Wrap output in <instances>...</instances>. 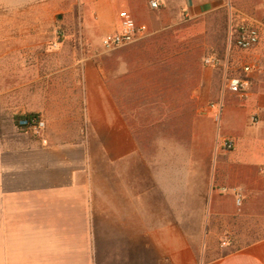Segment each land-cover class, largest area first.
Returning <instances> with one entry per match:
<instances>
[{"label": "crops", "instance_id": "obj_1", "mask_svg": "<svg viewBox=\"0 0 264 264\" xmlns=\"http://www.w3.org/2000/svg\"><path fill=\"white\" fill-rule=\"evenodd\" d=\"M150 1L97 0L94 15L104 18L99 28L111 24L115 32L126 11L154 34L172 0H159L158 9ZM177 1L179 16L196 19L225 0ZM260 32L255 48L233 49L229 73L251 67L245 97L222 95L225 70L219 90L218 69H208L196 92L201 110L188 151L181 153L144 152L107 84L111 71L101 64L93 65L96 75L76 69L77 80L56 60L50 74L38 63L0 81V124L5 115V127L24 132L18 115L38 113L46 121L42 136L0 140V264H264V236L207 261L191 244L222 224H264ZM210 95L223 96L222 132L214 113L204 112L219 100L207 103ZM223 138L233 139L232 150L222 147Z\"/></svg>", "mask_w": 264, "mask_h": 264}, {"label": "rangeland", "instance_id": "obj_2", "mask_svg": "<svg viewBox=\"0 0 264 264\" xmlns=\"http://www.w3.org/2000/svg\"><path fill=\"white\" fill-rule=\"evenodd\" d=\"M96 1L0 0V81L20 76L24 67L38 63H44V73L50 74L58 69L56 60H62V67H68L71 79L77 80L73 78L76 69L90 68L96 75L93 65L101 64L107 73L111 71L107 84L144 152L187 150L201 110L196 92L210 68L205 58L217 55L230 68L236 55L227 44L241 24L264 30V0H225L222 7L196 19L179 16V3L172 0L170 8L163 10L156 33L112 51H106L101 40L115 26L99 28L105 22L94 15ZM82 61L85 64L77 66ZM217 69L213 83L220 90L224 68ZM221 90L223 95V86ZM217 99L210 95L206 101ZM3 120L0 126L5 127L9 120L5 115ZM217 124L222 132V116ZM44 132L36 135L7 126L0 128V140L25 142L27 136L39 137ZM213 233L191 243L202 261L264 236V224H222Z\"/></svg>", "mask_w": 264, "mask_h": 264}, {"label": "built area", "instance_id": "obj_3", "mask_svg": "<svg viewBox=\"0 0 264 264\" xmlns=\"http://www.w3.org/2000/svg\"><path fill=\"white\" fill-rule=\"evenodd\" d=\"M189 1V0H185ZM161 6L159 0H151L150 7L158 9ZM120 27L118 31L102 37L101 45L106 51L116 50L121 47L128 46L135 43L148 35V27L146 25L138 24L132 16L123 11L120 13ZM260 28L255 25L241 24L235 29L231 39L228 43V51L237 49L241 51H248L255 48L260 42ZM204 63L212 68H224L223 76V95L226 92L245 97L248 89V80L246 75L251 72V67L245 65L242 67L240 75H232L229 73V67L225 60H222L217 55H210L205 58ZM224 108L223 96L217 102L210 103L205 113H214L216 121H220ZM18 128L25 129L24 132H33L36 135L42 134L46 128V121L39 115L20 120ZM221 145L226 150H232L235 146L233 139L223 138ZM240 200H238L239 202Z\"/></svg>", "mask_w": 264, "mask_h": 264}, {"label": "trees", "instance_id": "obj_4", "mask_svg": "<svg viewBox=\"0 0 264 264\" xmlns=\"http://www.w3.org/2000/svg\"><path fill=\"white\" fill-rule=\"evenodd\" d=\"M39 115L40 114H38V113H30V114H25V115H18L16 117V126L18 127V124H19L20 120H22V119H27L29 117H35V116H39ZM21 130H25V129H21Z\"/></svg>", "mask_w": 264, "mask_h": 264}, {"label": "water", "instance_id": "obj_5", "mask_svg": "<svg viewBox=\"0 0 264 264\" xmlns=\"http://www.w3.org/2000/svg\"><path fill=\"white\" fill-rule=\"evenodd\" d=\"M59 18H61V15L59 16Z\"/></svg>", "mask_w": 264, "mask_h": 264}]
</instances>
